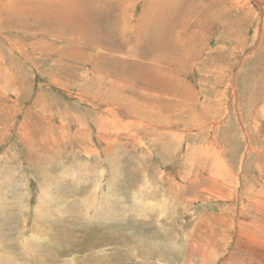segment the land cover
<instances>
[{"label": "rangeland", "instance_id": "obj_1", "mask_svg": "<svg viewBox=\"0 0 264 264\" xmlns=\"http://www.w3.org/2000/svg\"><path fill=\"white\" fill-rule=\"evenodd\" d=\"M32 1L0 0V264H264L261 0Z\"/></svg>", "mask_w": 264, "mask_h": 264}, {"label": "bare ground", "instance_id": "obj_2", "mask_svg": "<svg viewBox=\"0 0 264 264\" xmlns=\"http://www.w3.org/2000/svg\"><path fill=\"white\" fill-rule=\"evenodd\" d=\"M200 1L202 2V1H205V0H200ZM31 2H33V1L31 0ZM35 2H36V1H35ZM258 2H259L260 4H262V5L264 4V0H261V1H258ZM202 3H203V2H202ZM45 4H46V3H45ZM49 4H50V3H49ZM25 6H26V5H25ZM48 6H49V5H48ZM198 6H200V5H198ZM195 7H196V6H195ZM195 7H194V8H195ZM203 7H204V6H202V4H201V9H202ZM109 8H110V7H109ZM210 8H211V7H210ZM40 10H41V9H40ZM42 10H43V9H42ZM43 11H44V10H43ZM46 11H47V10H46ZM48 12H49V11H48ZM57 12H58V10H57ZM184 12H185V11H184ZM184 12H183V13H184ZM50 13H51V12H50ZM52 13H53V12H52ZM52 13H51V14H52ZM54 14H55V13H54ZM201 14H202V13H201ZM68 15H69V14H68ZM176 15H177V14H176ZM210 15H211V14H210ZM31 16H32V15H31ZM37 16H38V15H37ZM112 16H113V15H112ZM182 16H183V15H182ZM50 17H51V15H50ZM46 18H47V17H46ZM52 18H54V17H52ZM141 18H142V17H141ZM146 18H147V17H146ZM180 18H181V17H180ZM182 18H183V17H182ZM57 19H58V18H57ZM177 19H178V18H177ZM42 20H43V19H42ZM61 20H62V18H61ZM66 20H67V19H66ZM146 20H147V19H146ZM33 21H34V20H33ZM162 21H164V20H162ZM178 21H180V20H178ZM44 22H45V21H44ZM61 22H62V21H61ZM69 22H70V21H69ZM82 22H83V21H82ZM147 22H148V21H147ZM168 22H169V21H168ZM226 22H227V21H226ZM228 22H229V21H228ZM159 23H160V21H159ZM50 24H51V23H50ZM59 24H60V23H59ZM67 24H68V23H67ZM69 24H70V23H69ZM79 24H80V23H79ZM99 24H102L101 21H99L98 24L94 25V28H96V26L99 25ZM168 24H169V23H168ZM159 25H160V24H159ZM165 25H166V24H165ZM61 26H63V25H61ZM70 26L73 27V24H70ZM75 26H76V25H75ZM147 26H148V25H147ZM151 26H152V25H151ZM170 26H171V25H170ZM63 27H64V26H63ZM63 27H61V28H63ZM81 27H82V26H81ZM121 27H122V26H121ZM219 27H220V26H219ZM61 28H60V29H61ZM76 28H78V27L76 26ZM94 28H93V29H94ZM150 28H151V27H150ZM158 28H159V27H158ZM161 28H162V25H161ZM170 28H173V27H170ZM97 29H101V30H103V27H102V28H101V27L99 28V26H98ZM50 30H51V29H50ZM61 31H62V29H61ZM65 31H66V30H65ZM137 31H138V30H137ZM156 31H158V30H156ZM159 31H161V30H159ZM149 32H150V31H149ZM62 33H63V31H62ZM107 33H108V32H107ZM157 33H158V32H157ZM159 33H160V32H159ZM159 33H158V34H159ZM161 34H162V33H161ZM163 34H164V33H163ZM171 34H172V33H171ZM101 35L104 36V35H107V34L104 33V34H101ZM139 35H140V34H139ZM144 35L147 36L146 34H144ZM144 35H143V36H144ZM152 35H153V34H152ZM154 35H155V34H154ZM159 35H160V34H159ZM164 36H165V35H164ZM169 37H170V36H169ZM217 42H218V41H217ZM136 50H137V49H136ZM130 53H131V52H130ZM170 54H171V53H170ZM114 62H115V61H114ZM223 63H224V62H223ZM169 75H170V74H169ZM169 77H170V76H169ZM175 79H176V77H175ZM175 79H173V80H175ZM176 81H177V80H176ZM176 89H177V88H176ZM177 92H178V89H177ZM175 95H176V94H175ZM114 119H115V118H114ZM187 161H189V160H187ZM105 206H106V204L103 205V207H105ZM192 248H193V247H192ZM194 249H195V247H194ZM201 254H202V253H201ZM201 256H202V255H201ZM234 258H235V257H234ZM205 259H206V258H205ZM237 263H238V262H237Z\"/></svg>", "mask_w": 264, "mask_h": 264}]
</instances>
